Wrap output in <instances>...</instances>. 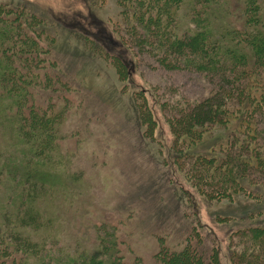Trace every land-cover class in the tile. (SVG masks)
<instances>
[{"label":"trees","instance_id":"trees-1","mask_svg":"<svg viewBox=\"0 0 264 264\" xmlns=\"http://www.w3.org/2000/svg\"><path fill=\"white\" fill-rule=\"evenodd\" d=\"M116 2L130 50L163 71L208 81L203 97L164 105L171 138L163 159L192 189H182L187 200L196 195L210 217L229 225L235 243L227 264H264V3L236 0L234 15L228 0ZM26 6L0 4V264H123L119 250L102 242L91 254L56 247L60 220L45 203H66L69 185L82 180L60 144L70 87L55 86L64 75L52 57L55 33L39 10L13 13ZM129 71L123 66L125 76ZM133 103L146 112L152 136L148 102L138 94ZM188 232L178 234L179 250L157 253L158 264H222L215 243L208 262L202 240Z\"/></svg>","mask_w":264,"mask_h":264},{"label":"rangeland","instance_id":"rangeland-1","mask_svg":"<svg viewBox=\"0 0 264 264\" xmlns=\"http://www.w3.org/2000/svg\"><path fill=\"white\" fill-rule=\"evenodd\" d=\"M24 2L26 10L13 13L42 12L55 33L52 57L64 69L55 86L70 87L68 102H62L67 108L60 144L73 159V175L82 182L69 185L66 203H45L60 220L55 225L56 247H70L69 253L76 254L75 247L80 246L91 254L102 242L112 252V246L119 250L123 264L125 258L134 257L141 264H158L157 253L179 250L178 234L185 238L189 231L202 240L208 262L215 243L220 262L227 264L235 243L230 246L229 225L210 217L196 195L187 200L182 189H192L181 185L168 156V165L163 159L171 138L164 105L177 97H203L208 81L192 72L163 71L130 50L116 0H0L11 6ZM235 2L228 0L234 15L240 10ZM19 15L27 26L26 18ZM45 44L52 46L48 40ZM123 66L130 68L127 76ZM49 78L53 79L50 74ZM138 94L149 104L155 122L152 136L146 112L135 110L133 99ZM41 101L47 104L45 98Z\"/></svg>","mask_w":264,"mask_h":264}]
</instances>
